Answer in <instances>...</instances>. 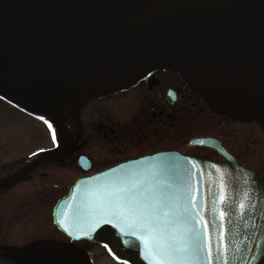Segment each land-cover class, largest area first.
Masks as SVG:
<instances>
[{
  "label": "water",
  "instance_id": "water-1",
  "mask_svg": "<svg viewBox=\"0 0 264 264\" xmlns=\"http://www.w3.org/2000/svg\"><path fill=\"white\" fill-rule=\"evenodd\" d=\"M191 12L202 27H208V46L193 44L182 52L175 68L203 92L214 109L239 118L257 116L264 100V0H0V97L35 117L46 110L64 134L61 144L5 181L27 175L67 145L72 135L60 116L65 104L76 109L81 90L91 95L109 92L125 84L141 62L161 60L157 43L173 28L175 16L187 22ZM92 77L106 81L87 87ZM201 139L209 143H193ZM187 145L212 148L224 161L168 150L118 162L77 178L52 208L54 226L71 241L100 244L118 263L148 264L134 246L140 242L120 235L113 224H102L90 236L72 240L57 220L60 213L71 216L75 211L85 187H76L80 181L96 184L126 170L156 165L164 170L163 178H170L181 190L190 185V198L200 202L196 226L205 240L212 238L214 248L217 241L227 248L229 264H264V176L240 165L213 137H193ZM78 160L87 163L84 156ZM113 168L116 173L109 172ZM105 172L108 177L100 175ZM224 197L230 202L221 204ZM241 200L246 206L254 205L243 218L238 207ZM204 221L209 222L206 227ZM69 244L77 249L78 264H91L85 251ZM29 252L30 264H53L57 259L52 251L30 247Z\"/></svg>",
  "mask_w": 264,
  "mask_h": 264
},
{
  "label": "flooded vegetation",
  "instance_id": "flooded-vegetation-1",
  "mask_svg": "<svg viewBox=\"0 0 264 264\" xmlns=\"http://www.w3.org/2000/svg\"><path fill=\"white\" fill-rule=\"evenodd\" d=\"M105 81L104 77H92L87 87L97 86ZM124 83L106 93L91 95L83 89L76 109L68 105L60 110L61 120L68 134L72 136L67 145L55 155L64 153L72 146V153H67L73 154L72 161L82 173L73 182L79 177L93 174L127 159L158 151L176 150L175 123L180 119L181 112L190 114L193 110L198 111L205 124H213L216 118L215 123L219 127V133L200 136L217 139L240 165L264 176V160L256 158L255 149L250 148L257 138L256 133H264V107H260L257 116L245 118L234 117L227 111L214 109L203 92L198 90L187 76L175 66L158 59L141 62L137 71ZM46 116L62 134V139L56 144L58 146L64 140L63 131L50 116ZM250 138L251 141L245 144ZM155 140L160 144L143 151L145 142ZM199 148L214 154L212 158L205 156L206 159L224 161V157L216 150L209 147ZM43 154L33 155L26 160L0 161V264H30L29 248L37 240L43 239L39 233L33 235L31 240L23 242L19 234H14V225L26 218L28 220L24 222L28 223L34 213L33 209L39 210L47 204V194L43 192V177L46 175L43 165L50 158L27 175L5 181L27 169ZM80 156H84L87 163L84 160L79 163ZM114 156L117 157L114 163L108 164ZM97 164L99 167L94 169ZM47 185L60 188L57 183ZM66 192L57 197L55 202ZM36 215L38 219L40 215ZM65 238V243H82L77 246L88 253L85 246L87 240L71 241ZM26 249L28 251H25Z\"/></svg>",
  "mask_w": 264,
  "mask_h": 264
},
{
  "label": "snow or ice",
  "instance_id": "snow-or-ice-1",
  "mask_svg": "<svg viewBox=\"0 0 264 264\" xmlns=\"http://www.w3.org/2000/svg\"><path fill=\"white\" fill-rule=\"evenodd\" d=\"M261 106L264 107V100H261ZM40 119L48 124L52 140L57 142L58 134L53 124L43 116ZM193 143L204 145L209 141L201 139ZM133 163L139 164L140 161ZM120 168L123 169L124 165ZM109 172L116 173L117 169ZM109 172L100 175L108 177ZM163 177L164 170L153 165L150 169L126 170L96 184L82 180L76 185L77 188L82 184L85 187L75 211L71 216L60 213L57 223L72 240L90 236L102 224H113L120 235L135 237L140 242L134 246L141 249V255L148 264H214V261L229 264L227 248L222 247L220 241L214 248L212 238L205 240L202 229L196 226L200 202L190 198V185L185 184L181 190L170 178ZM89 180L97 181L98 177H90ZM245 196L250 199L248 193ZM229 202L227 197L221 199V204ZM238 207L243 209V218L248 207L254 205L249 203L246 206L241 200ZM221 215H225L223 210ZM208 223L204 221L205 227ZM124 243L132 242L125 240ZM31 248L54 252L57 259L53 264H78V252L72 244L42 239L34 242Z\"/></svg>",
  "mask_w": 264,
  "mask_h": 264
},
{
  "label": "rangeland",
  "instance_id": "rangeland-1",
  "mask_svg": "<svg viewBox=\"0 0 264 264\" xmlns=\"http://www.w3.org/2000/svg\"><path fill=\"white\" fill-rule=\"evenodd\" d=\"M155 41L156 40H154V42ZM160 45H163V43L161 42ZM67 107L68 104H65L62 108ZM45 113L46 110H43L39 111L37 114L40 117L43 116L45 120L50 121ZM215 120L216 118H214L213 124H205L203 117L198 114L197 110L191 111L190 114L181 112L180 119L176 121L174 129V144L176 150L198 157H214V154L206 149L188 147L187 142L190 138L195 136L219 133V127H217ZM53 127L58 134L57 142H53L52 130L49 129L47 123L33 118L26 112L12 106L0 98V161L6 159L26 160L33 155L50 151L59 143L60 139H62V134H60L59 129L55 125H53ZM263 134L262 132L260 134L256 133L257 138L253 141V144L250 145V148L255 149L256 158L264 160ZM241 141L243 143L242 138ZM250 141L251 138L244 143L248 144ZM159 144L160 143L156 140L155 142H145L143 151L149 150L150 146L155 147ZM165 146H167V142H165ZM70 150H72V146L64 153L54 155L43 165V171L46 172V175L43 177V192L47 194L48 202L46 205L39 208V210H37V208L33 209L34 213L28 223L26 222L25 224L24 222L28 220L26 218L25 220H20L17 225H14V234H19V237L23 238V242L28 241V239L31 240V238L34 237L33 235H38L39 233L43 236V239L67 241L64 235H62L52 223L51 213L55 199L66 192L73 180L82 174L76 167L75 162L72 161L71 155L73 156V154L69 155L72 153ZM116 158L115 156L111 157L108 164L114 163ZM98 167V164L94 165V169ZM49 183H57L60 185V188H53L47 185ZM24 185H27V183H24ZM29 185L31 184L29 183ZM35 213L40 215L38 219ZM31 214L32 211L30 215ZM77 244L82 245V243ZM85 246H87L86 249L89 253L91 264H121L114 261L98 243L87 241Z\"/></svg>",
  "mask_w": 264,
  "mask_h": 264
},
{
  "label": "bare ground",
  "instance_id": "bare-ground-1",
  "mask_svg": "<svg viewBox=\"0 0 264 264\" xmlns=\"http://www.w3.org/2000/svg\"><path fill=\"white\" fill-rule=\"evenodd\" d=\"M173 20V28L171 29L170 26V31L167 33L166 38L161 39L163 45H160L161 42H158L157 46L162 50L161 56L158 55V58L165 63L175 66L179 62V57H182L187 48L189 49L193 44H196L199 48L208 46L206 33L208 27H202L200 20H197L193 12H191V18L187 19V22L179 20L176 16ZM194 23H197L196 27H193L192 24ZM151 52H155V49L152 48ZM180 67L185 69L184 65H180ZM94 91L97 92L98 90L94 89ZM19 103L24 105L21 102Z\"/></svg>",
  "mask_w": 264,
  "mask_h": 264
}]
</instances>
